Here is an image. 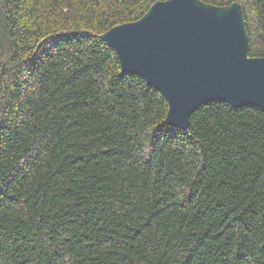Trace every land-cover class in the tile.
<instances>
[{
  "label": "trees",
  "instance_id": "obj_1",
  "mask_svg": "<svg viewBox=\"0 0 264 264\" xmlns=\"http://www.w3.org/2000/svg\"><path fill=\"white\" fill-rule=\"evenodd\" d=\"M157 0H0V264H264V108L187 129L101 38ZM239 2L264 57V0Z\"/></svg>",
  "mask_w": 264,
  "mask_h": 264
},
{
  "label": "water",
  "instance_id": "obj_2",
  "mask_svg": "<svg viewBox=\"0 0 264 264\" xmlns=\"http://www.w3.org/2000/svg\"><path fill=\"white\" fill-rule=\"evenodd\" d=\"M242 6L202 0H157L139 19L101 38L121 69L140 75L168 104L165 122L187 129L204 102L264 108V57L248 56Z\"/></svg>",
  "mask_w": 264,
  "mask_h": 264
}]
</instances>
